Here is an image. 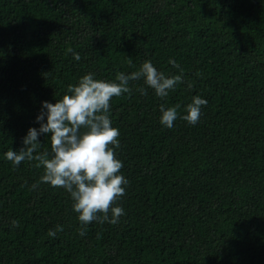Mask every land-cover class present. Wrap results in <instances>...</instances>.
Listing matches in <instances>:
<instances>
[{"label":"trees","instance_id":"1","mask_svg":"<svg viewBox=\"0 0 264 264\" xmlns=\"http://www.w3.org/2000/svg\"><path fill=\"white\" fill-rule=\"evenodd\" d=\"M145 61L184 82L111 100L125 215L83 227L36 161L5 153L39 130L42 102ZM197 95L198 124L160 123L161 105L183 116ZM0 264H264V0H0Z\"/></svg>","mask_w":264,"mask_h":264},{"label":"clouds","instance_id":"2","mask_svg":"<svg viewBox=\"0 0 264 264\" xmlns=\"http://www.w3.org/2000/svg\"><path fill=\"white\" fill-rule=\"evenodd\" d=\"M67 51L73 50L69 48ZM74 59L79 61L81 57L74 53ZM169 64L179 68L175 60H169ZM141 79L161 99L168 97L177 85L184 82L182 74L167 77L151 61H145L138 71L130 75L118 73L113 82L94 79L93 74L89 73L79 80L78 86L69 85V94L55 104L42 102L41 113L36 118V123L40 124L39 130H28L19 152L10 149L5 153L14 168L25 161H36V167L43 168L38 183L62 188L69 193L74 202L73 211L78 213L83 227L94 221L115 225L125 215L124 209L117 205L126 195L129 181L121 174L123 163L116 154L120 147V131L112 126L110 108L114 97H121L125 93L131 95V81ZM139 91L147 95L144 88ZM206 105V99L194 96L185 108L187 114L183 116H180L179 104L167 108L161 105L160 123L171 129L179 118L195 126ZM42 134H50V152L40 151L42 144L39 137ZM32 187L35 189L38 184ZM12 224L19 226L17 221ZM62 231L63 227L57 226L47 234L55 238L57 232Z\"/></svg>","mask_w":264,"mask_h":264}]
</instances>
